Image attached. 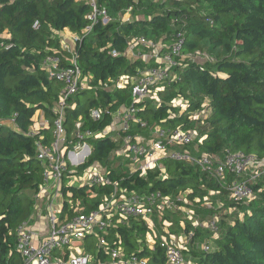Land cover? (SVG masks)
I'll return each instance as SVG.
<instances>
[{
	"label": "trees",
	"instance_id": "1",
	"mask_svg": "<svg viewBox=\"0 0 264 264\" xmlns=\"http://www.w3.org/2000/svg\"><path fill=\"white\" fill-rule=\"evenodd\" d=\"M98 4L107 9L111 21L93 25L83 36L91 12L84 1L0 0V118L13 124L0 125V264H22L16 229L33 216L43 182L44 166L36 158L35 142L43 137V145L52 143L54 109L62 89L41 65L48 56L71 57L61 48L60 33L65 29L78 36L72 54L89 86L65 101L66 146L72 149L85 144L91 149L83 164L74 167L68 163V169L81 174L100 165L121 189L139 194L158 192L174 203L172 209L162 216L155 213L152 219L159 234L152 248L147 245V236L153 232L148 224L119 215H112L108 222L104 236L109 246L121 248L125 258L167 264L160 239L172 234L163 229L175 217L176 207L188 209L192 203L218 198L222 207L209 210L221 213L215 230L210 225L192 229L190 223L182 230L190 239L184 258L190 254L191 264H264V174L251 184L252 202L236 201L229 198L226 188L234 180L232 175H226L224 184L198 165L169 158L159 160L146 172L131 168L130 163L118 169L112 161L122 140L95 137L114 123L122 107L132 103L130 85L116 88L119 79L136 78L147 67L156 66L152 59H131L127 53L130 40L143 37L169 46L181 33L182 55L187 58L172 69L175 79L162 85L158 101L147 99L135 105L137 121L120 136L146 138L153 136L156 128H179L197 136L190 144L175 147L177 151L197 158L210 155L215 164L223 160L226 151L264 160V0H98ZM129 9L131 19L122 22ZM113 51L117 57L111 55ZM167 51L164 48L161 54ZM206 51L215 54L212 63L190 59ZM178 100L184 110L174 106ZM93 110L101 111L100 119L91 118ZM201 111L205 113L200 115ZM37 114L48 120L49 126L36 137H28ZM195 114L199 116L193 119ZM66 183L61 189V220L73 216L70 203H80L89 213L98 210L113 191L112 186ZM180 195L185 197L180 200ZM93 238L96 236L83 240ZM205 240H211L212 245L204 243L199 251L196 244ZM205 245L210 248L207 252L203 251ZM96 247L94 260H107L104 250Z\"/></svg>",
	"mask_w": 264,
	"mask_h": 264
},
{
	"label": "built area",
	"instance_id": "2",
	"mask_svg": "<svg viewBox=\"0 0 264 264\" xmlns=\"http://www.w3.org/2000/svg\"><path fill=\"white\" fill-rule=\"evenodd\" d=\"M80 1L86 2L91 7V12L88 15L90 25L84 30L87 34L91 32L93 25L99 22L106 25L111 21L107 9L100 7L98 0ZM33 29H38V22H35ZM77 40L78 37L75 38V42ZM182 45L183 35L181 33L174 36L169 46L164 45L162 42L154 43L143 37L130 40L127 50L128 55H132L138 47H144L150 50V53L138 55L137 58L142 59L144 62L152 59L155 61L156 66L147 67L136 78L121 77L119 79L116 88H124L130 85L132 103L129 107H126L122 114H119L120 121L118 123L114 122L112 126L96 134L95 137L110 136L113 131H118L119 136L120 133L128 132L130 124L137 121V108L135 105L147 99L158 101L157 93L162 89V85L175 79L171 72L174 67L180 65L181 60L184 58ZM61 48L66 50V47L63 48L62 42ZM164 48L168 51L162 55L161 52ZM67 52L71 53L69 59L60 55H52L48 56L41 65L50 80L62 84L59 101L54 109L56 118L52 123L53 141L49 146L41 143L43 137L35 142L37 148L36 158L44 166L43 182L39 193L35 197V210L38 202L45 197L44 210L48 225L47 234L42 239L35 238V234L30 228L31 217L16 229V249L22 258V264H148L145 259L125 258L121 248L109 246L104 236L109 225V219L112 215H119L124 219L142 220L152 230L154 229L152 219L155 213L162 216L166 209L173 208L174 203L170 197H165L158 192L139 194L121 189L116 182H113L107 176L106 169L100 165L90 166L81 174H76L68 169V163L74 167H77L81 159H83L81 164L84 163L87 158V149L85 144H77L72 149H68L66 146L64 104L66 99L80 90L89 89V86L88 78L82 75L76 55L72 54L73 50ZM111 55L113 57L118 56L115 51ZM193 56H190V58L192 59ZM63 59L68 63L63 64ZM85 83L86 85H83ZM104 86L107 87V84ZM204 113V111H201L199 114ZM199 114H195L192 118H198ZM100 115L101 111L93 110L91 112V118L94 120L100 119ZM2 124L13 125L12 120L6 121L0 118V125ZM48 126L49 121L37 114L26 136L34 138ZM79 126V124L76 125L77 128ZM86 135L92 136L91 133ZM196 136V132H183L179 128L175 130L156 128L151 139H146L143 136L121 137L123 147L116 152V156L123 157L130 163L131 168H138L142 172L155 168L159 160L169 158L177 162L198 165L203 172L211 173L218 181L223 183L226 180V175H232L234 180L232 179L230 183L226 184L229 198L241 202H249L254 199L251 184L264 174V160L257 159L244 152L226 151L223 160L215 164V158L210 155L203 154L197 158L188 153L175 150V147L190 144ZM83 152L85 153L83 154ZM65 180L67 186H112L113 191L109 199H106L98 210L89 213L84 212V208L80 203H70L69 205L74 213L73 216L61 220L60 215L63 206L61 189ZM91 197L94 198L95 194H92ZM59 200H61V203ZM215 223L216 221H213L210 224L213 230L216 229ZM90 235L96 236L99 247L108 256L107 260L96 261L84 249L72 255L73 244ZM160 243L166 254L167 264H186L183 255L186 248L180 245L177 239L172 235L163 236ZM209 250V246L205 245L203 247L204 252ZM66 254H68V257H65Z\"/></svg>",
	"mask_w": 264,
	"mask_h": 264
},
{
	"label": "rangeland",
	"instance_id": "3",
	"mask_svg": "<svg viewBox=\"0 0 264 264\" xmlns=\"http://www.w3.org/2000/svg\"><path fill=\"white\" fill-rule=\"evenodd\" d=\"M130 16H129V13L126 12L123 17H122V20L123 21H127L129 20ZM83 36H87L88 34L83 31ZM61 41L63 43V48L66 47V51H72L74 49V45H75V38H77L78 36L77 35H70L68 34L67 32H62L61 34ZM199 54V55H198ZM197 55L193 56L192 59L195 60L197 63H204L205 61H209L210 63H212L215 59V54L213 53H210L209 51H206V53H198ZM187 57L184 56L183 59H186ZM182 59V60H183ZM191 59V58H190ZM191 59V60H192ZM173 75H175L173 73ZM83 85H86L83 84ZM174 106L175 107H180L182 110L185 109V106L184 104L182 103V101L178 100V101H175L174 102ZM147 139H151L152 136H148L146 137ZM118 140V139H117ZM120 145V144H119ZM90 148V147H89ZM181 151V149H179ZM113 163V166H117L119 164H125L126 161L123 157L122 158H119L115 155V158L113 159L112 161ZM127 166V165H125ZM123 168V167H122ZM185 196L184 195H180L179 196V199L181 198H184ZM254 199H252L251 201L247 202V203H250L252 202ZM211 207H222V203L221 201L218 200V198H215V199H210L209 202H205V201H202V202H198L196 204H193L191 205V207H188L187 208H184V207H179L177 206L176 207V212H175V217L174 218H170V222H166L165 223V228L166 229H163L164 233H166V231H170L168 233H172V234H169V235H172L175 239H177V242L180 244V245H183L185 246V248L187 250H190V247L188 245L189 243V236L186 237L185 234H183L182 230L184 229L185 225L190 223V227L192 229H196V228H208L209 225L212 223V221H219V219L221 218V213L219 212H211L209 211ZM186 213H188V216L186 215ZM231 213V212H230ZM153 222V225H154V220H152ZM167 227H170L171 229L170 230H167ZM206 227V228H205ZM153 232H151V234H149L147 236V245L149 248H152V245H153V242H154V238L158 237L159 234L157 232V230L155 229H152ZM168 235V234H167ZM168 235V236H169ZM216 237V236H215ZM211 241V240H210ZM210 241H200L196 244V248L200 251L201 247L203 246L204 243H207L208 245H212V243ZM76 242H79L80 244H86L85 247L88 248V251L91 254H93V252L97 249L96 246H100L99 245V241L98 239H89L87 241H84V240H80V241H76ZM71 252H76L74 250V248L71 249ZM93 257V255H91ZM185 263L188 264V263H191L190 262V254H187L186 253V256H185Z\"/></svg>",
	"mask_w": 264,
	"mask_h": 264
},
{
	"label": "crops",
	"instance_id": "4",
	"mask_svg": "<svg viewBox=\"0 0 264 264\" xmlns=\"http://www.w3.org/2000/svg\"><path fill=\"white\" fill-rule=\"evenodd\" d=\"M154 1V0H153ZM127 12L129 13V16H130V18H129V20L131 19V15H130V10H127ZM129 20H127V21H129ZM121 21L122 22H126V21H123L122 20V18H121ZM63 32H67L68 34H70V35H73V33H71V32H69L67 29H65ZM61 34V33H60ZM75 35V34H74ZM61 36V35H60ZM62 42V41H61ZM144 48V47H143ZM143 48L142 47H138L137 49H135L134 50V52H133V54L132 55H129V57L131 58V59H134V58H136V59H139V58H137L138 57V55H147V54H149L150 53V50H148V49H146V48H144L145 50H143ZM125 107H122L120 110H119V112L117 113V115L115 116V118H114V122L115 123H118L119 121H120V118H119V114H122L124 111H125ZM112 126V125H111ZM10 127H13V125H10ZM110 136H112L114 139H118V140H120L121 139V136H119L118 135V131H113L111 134H110ZM147 139V138H146ZM121 141V140H120ZM120 144V148L119 149H122V147H123V144L120 142L119 143ZM119 158H122V157H119ZM128 162H126L125 164L123 163V164H121V165H118V169L121 167H123V168H125L126 166V164H127ZM46 196H47V194H46ZM59 202L61 203V200H59ZM45 203H46V198L44 197L43 199H41L39 202H38V205H37V208H36V210L34 211V213H33V216H32V219H31V221H30V228H31V230H32V232L35 234V238L36 239H42L43 237H45L46 236V234H47V230H48V225H47V219H46V212H45V208H44V206H45ZM72 248H74V250L76 251V252H80L82 249H84L85 251H86V249H85V245L84 244H80L79 242H75L74 244H73V247ZM76 252H72V255H74V254H76ZM87 252V251H86ZM89 255H90V253L89 252H87ZM92 255V254H91ZM90 255V256H91ZM191 264V263H190Z\"/></svg>",
	"mask_w": 264,
	"mask_h": 264
},
{
	"label": "water",
	"instance_id": "5",
	"mask_svg": "<svg viewBox=\"0 0 264 264\" xmlns=\"http://www.w3.org/2000/svg\"><path fill=\"white\" fill-rule=\"evenodd\" d=\"M86 149H87L86 157H88L90 155L91 149L87 145H86ZM82 162H83V159H81V161L77 164V166L80 165ZM73 164H75V163H73Z\"/></svg>",
	"mask_w": 264,
	"mask_h": 264
},
{
	"label": "bare ground",
	"instance_id": "6",
	"mask_svg": "<svg viewBox=\"0 0 264 264\" xmlns=\"http://www.w3.org/2000/svg\"><path fill=\"white\" fill-rule=\"evenodd\" d=\"M85 152H86V150H85ZM85 152H83V154H84Z\"/></svg>",
	"mask_w": 264,
	"mask_h": 264
}]
</instances>
